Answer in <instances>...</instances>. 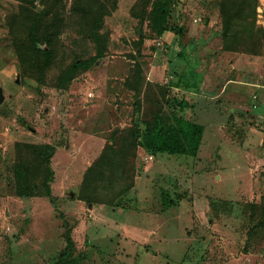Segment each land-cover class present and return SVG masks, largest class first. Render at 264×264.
Wrapping results in <instances>:
<instances>
[{
	"label": "rangeland",
	"instance_id": "obj_1",
	"mask_svg": "<svg viewBox=\"0 0 264 264\" xmlns=\"http://www.w3.org/2000/svg\"><path fill=\"white\" fill-rule=\"evenodd\" d=\"M153 1L0 0V264H59L68 236L64 264H264V0L228 37L222 0H175L160 37ZM157 116L202 128L190 154L136 143ZM26 145L54 150L55 205Z\"/></svg>",
	"mask_w": 264,
	"mask_h": 264
},
{
	"label": "trees",
	"instance_id": "obj_2",
	"mask_svg": "<svg viewBox=\"0 0 264 264\" xmlns=\"http://www.w3.org/2000/svg\"><path fill=\"white\" fill-rule=\"evenodd\" d=\"M38 1V0H35ZM78 1V0H75ZM175 0H154L152 4V10L149 13L150 21L152 24V31L158 36H162L164 32L169 28V17L172 11V5ZM252 1V12L248 13L245 10V6ZM44 2V0H40ZM258 0H222L221 13L223 17V34L228 37L234 28L238 29L243 25H249L252 29L255 26V17H256V7ZM74 10L79 9V5L74 3ZM42 15L41 12H38V17ZM251 16V19L249 20ZM95 22L94 24H96ZM48 27H50L48 25ZM94 31V30H93ZM47 44L51 45L47 39L46 34H42V37L37 41L36 47H41L42 45ZM46 55V65H50L54 60V52L52 47L49 46L45 51ZM20 67V66H19ZM74 67L78 69L85 68V64L78 60L74 62ZM69 79L70 77L67 76ZM42 83V80H39ZM140 110L139 106L136 107V112ZM135 141L136 143L145 148L150 153H169V154H178V155H188L191 153V142L195 139L202 136V128L195 122L179 117L176 119L175 124L165 126L161 116H157L154 122H146L141 119H137L135 122ZM200 142V141H199ZM29 153L37 154L38 157L43 158L44 163L41 161V165L46 174L44 175L43 183L40 187L42 192L46 194L51 203L55 205V197L52 194L51 182L54 178V173L50 168V159L54 150L49 145L34 146L26 145L25 146ZM25 147H23L25 149ZM27 152V153H28ZM28 153V154H29ZM31 156L27 155L21 156L18 165L16 166L17 173V186L18 193L20 196L31 197L39 193L37 186L31 184L28 180L27 171L30 167L33 166ZM31 172V171H30ZM92 202L89 200V203ZM67 247L66 250L59 256L58 263L64 264V262L69 259L72 255L70 254V248L72 245V239L70 236L67 237Z\"/></svg>",
	"mask_w": 264,
	"mask_h": 264
},
{
	"label": "crops",
	"instance_id": "obj_3",
	"mask_svg": "<svg viewBox=\"0 0 264 264\" xmlns=\"http://www.w3.org/2000/svg\"><path fill=\"white\" fill-rule=\"evenodd\" d=\"M258 83V82H257ZM247 85H252V86H260L259 84H256L254 81L249 80L247 81Z\"/></svg>",
	"mask_w": 264,
	"mask_h": 264
},
{
	"label": "water",
	"instance_id": "obj_4",
	"mask_svg": "<svg viewBox=\"0 0 264 264\" xmlns=\"http://www.w3.org/2000/svg\"><path fill=\"white\" fill-rule=\"evenodd\" d=\"M17 69H18V70L20 69L19 66H17ZM3 99H4V97H3V92H2V90L0 89V103L3 102Z\"/></svg>",
	"mask_w": 264,
	"mask_h": 264
}]
</instances>
